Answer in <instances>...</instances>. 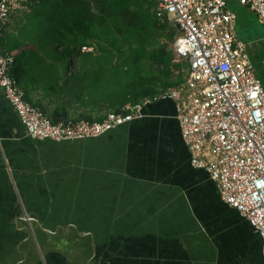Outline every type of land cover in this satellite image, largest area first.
Here are the masks:
<instances>
[{"label": "crops", "instance_id": "crops-1", "mask_svg": "<svg viewBox=\"0 0 264 264\" xmlns=\"http://www.w3.org/2000/svg\"><path fill=\"white\" fill-rule=\"evenodd\" d=\"M241 11L238 36L263 43ZM143 104L99 138L34 141L0 90V264H264L259 233L192 168L173 101Z\"/></svg>", "mask_w": 264, "mask_h": 264}, {"label": "built area", "instance_id": "built-area-1", "mask_svg": "<svg viewBox=\"0 0 264 264\" xmlns=\"http://www.w3.org/2000/svg\"><path fill=\"white\" fill-rule=\"evenodd\" d=\"M160 21L176 30L174 53L189 64L183 83L168 98L176 109L193 169L204 171L221 200L259 233L264 263V84L249 45L237 34L228 0H152ZM264 28V0H236ZM15 0H0V40ZM83 48V52H92ZM15 58L0 55V90L30 139L62 143L99 138L142 117L143 103L127 105L102 122L53 123L30 104L12 77Z\"/></svg>", "mask_w": 264, "mask_h": 264}, {"label": "trees", "instance_id": "trees-1", "mask_svg": "<svg viewBox=\"0 0 264 264\" xmlns=\"http://www.w3.org/2000/svg\"><path fill=\"white\" fill-rule=\"evenodd\" d=\"M21 5L26 10L13 18L11 32L6 26L0 55L15 58L12 77L53 123L102 122L181 82L172 79L182 65L169 48L176 30L159 20L152 0H23ZM239 8L233 9L238 21ZM244 31L239 26L246 41ZM85 47L93 51L83 52Z\"/></svg>", "mask_w": 264, "mask_h": 264}, {"label": "rangeland", "instance_id": "rangeland-1", "mask_svg": "<svg viewBox=\"0 0 264 264\" xmlns=\"http://www.w3.org/2000/svg\"><path fill=\"white\" fill-rule=\"evenodd\" d=\"M23 0H15V3H14V5H13V7H12V14H11V17H10V20H9V22H8V26L7 27H10V28H12L11 26L13 25V18H16V17H19L21 14H22V12H24L26 9H25V7H23L22 5H21V2H22ZM228 2H229V6L232 8V9H234V10H238V9H240L239 8V5L237 4V2H236V0H228ZM168 27L170 28V29H173L174 27H173V25L171 24V23H169V25H168ZM175 33H176V31H175ZM250 45H252L253 47H252V49H250V53H251V55L253 56V55H257L258 57H262L263 59H264V42L263 43H260V42H253V43H251ZM169 48L171 49V50H173V48H174V43H170V45H169ZM175 63H179V64H181L182 65V67L181 68H179V69H177V70H175V72H174V75L172 76V79L174 80V79H176V78H181V80L183 81L184 79H185V77H186V74H187V69L185 68V65L187 64V62L186 61H182V60H178L177 58H176V56H175ZM259 75V74H258Z\"/></svg>", "mask_w": 264, "mask_h": 264}, {"label": "water", "instance_id": "water-1", "mask_svg": "<svg viewBox=\"0 0 264 264\" xmlns=\"http://www.w3.org/2000/svg\"><path fill=\"white\" fill-rule=\"evenodd\" d=\"M252 45L249 46L250 49H252ZM253 61L257 70V73L259 74V78L264 84V59L261 57H258L257 55H253Z\"/></svg>", "mask_w": 264, "mask_h": 264}]
</instances>
